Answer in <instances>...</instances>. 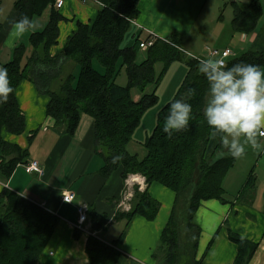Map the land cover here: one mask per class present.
<instances>
[{"label": "trees", "instance_id": "obj_1", "mask_svg": "<svg viewBox=\"0 0 264 264\" xmlns=\"http://www.w3.org/2000/svg\"><path fill=\"white\" fill-rule=\"evenodd\" d=\"M99 1L104 9L96 21L79 24L61 56L53 58L50 54L58 43L59 23L64 20L54 9L45 31L30 38L35 53L28 64L23 68L18 56L3 68L0 76L1 159L11 152L19 153L18 148L3 141L1 136L4 129L13 135L25 132L26 120L16 91L26 78H33L40 91L51 97L48 115L58 129L74 135L83 115L94 119L95 150L104 160L101 169L104 177L109 178L122 169L125 180L131 174H140L146 178L148 187L158 183L175 193L169 223L154 254L157 263L202 264L196 261L194 254L201 236V228L195 223L196 213L203 201L228 202L223 183L240 157L238 149L224 140L235 114V106L230 102L231 83L239 81L248 87L251 85L264 69V48H259L257 43L241 56L229 58L224 69L226 77L187 56L183 49L187 38L174 33L166 40L156 38L147 51V59L139 63L141 40L131 48L122 45L131 29V21L139 16L141 0ZM54 3L55 0H18L15 7L19 22L30 26L34 17L41 16ZM231 7L234 8V31L255 33L264 18L262 0L249 4L232 2ZM1 30L0 24V33ZM68 61L79 65V75L61 80L59 91L54 92L52 84L61 79L63 66ZM176 62H184L188 74L175 98L160 112L156 129L144 143L145 157L139 159L128 147L145 114L158 104L159 97L155 91L135 101L132 91L145 92L150 84L157 89ZM157 63L163 64L159 75L156 74ZM96 64L104 72H100ZM47 68L48 72L43 71ZM122 68L128 76L127 86L118 85L116 81ZM221 154L227 155L219 157ZM22 159L0 165L6 178L13 174ZM160 207L148 190L137 189L131 211L115 217V221H126L119 239L109 245L99 237H90L87 245L90 264H118L123 254L117 247L124 242L133 220L141 216L154 221ZM88 216L94 231L107 230L106 215L90 209ZM58 223L59 218L54 214L5 190L0 198V264H37ZM185 232L188 238L183 242ZM229 238L239 248L235 264H248L258 245L231 229Z\"/></svg>", "mask_w": 264, "mask_h": 264}, {"label": "crops", "instance_id": "obj_2", "mask_svg": "<svg viewBox=\"0 0 264 264\" xmlns=\"http://www.w3.org/2000/svg\"><path fill=\"white\" fill-rule=\"evenodd\" d=\"M17 1L0 0V76L3 68L14 62L18 56L21 57L23 68L28 64L29 58L35 53L30 38L35 33L45 31L54 9L64 20L59 23L58 43L50 50L53 58L61 56L69 39L77 33L79 24L94 23L104 9L99 0H67L62 9L49 6L26 27L18 20L19 12L15 7ZM212 1L141 0L139 16L131 21V29L125 36L122 47L131 48L138 40H147L152 35L166 40L174 33L183 35L187 38L186 44H190L195 40L192 35L201 21L204 23L202 26L209 27L208 20L204 22L203 16L210 12ZM252 1L232 2L249 4ZM262 3L264 7V0ZM223 20L224 16L220 17L218 24L215 22L212 29H203L202 34L213 46H206L202 56L192 55L213 61L210 55L215 49H232L237 57L251 50L257 43L259 48H264L263 26L255 33L247 35L235 32L233 25H225ZM131 30L134 31L133 41L124 45ZM235 41H238V47L233 49L231 44H235ZM183 49L188 52L186 46ZM174 69L177 70L176 82H179L177 89L169 87L168 80L166 82ZM62 70L66 73L64 75L62 71L61 79L53 82L51 90L54 92L59 91L61 80L71 75L78 77L80 72L79 65L72 61L66 62ZM43 71L48 72L49 68ZM187 74L188 68L184 62H176L171 66L161 86L155 89L157 96H160L159 103L149 111L159 109L156 118L150 121L149 128L140 130L148 111L133 140L139 135L140 142L144 141V145L158 125L160 112L175 98ZM231 84L230 102L235 106V114L225 132L224 140L229 146L238 149L240 157L223 183L228 202L216 199L203 201L196 213L195 223L201 228V236L194 254L196 261H201L202 264H235L239 248L229 238L231 229L241 238L258 245L248 264H264V137L261 136V132H264V69L249 87L239 81ZM165 90L169 91V99L163 103L161 94ZM16 97L26 120V130L21 135H13L6 129L3 130L1 139L18 148L20 154L14 151L1 159L0 148V165L3 162L9 164L23 159L9 178L4 176L0 168V198L5 190H10L59 218L57 228L37 264H90L87 253L90 237H99L105 242L102 235L111 233L113 224L118 222L115 221L116 215L131 211L137 189L141 192L148 190L152 198L161 204L160 211L154 221H148L141 216L133 220L124 242L117 247L123 254L118 264H158L154 254L169 223L175 204V193L158 183L148 187L141 182L143 176L140 174H132L125 180L122 169L109 178L104 177L101 174L104 160L95 150L94 119L83 115L74 135L58 129L48 115L51 97L40 91L33 78H26L20 84ZM132 142L128 147L129 151ZM226 155L221 154L219 157ZM136 156L139 157V154ZM31 161L41 164L45 170L44 176L26 172L25 165ZM64 192L75 193L76 201L72 204L64 203ZM131 192L133 196L130 198ZM79 205H87L89 210L94 209L98 214L106 215L107 230L94 231L90 216L80 227ZM119 224L123 226H119V231L112 233L113 242L105 243L111 245L119 239L126 227V221H119Z\"/></svg>", "mask_w": 264, "mask_h": 264}, {"label": "rangeland", "instance_id": "obj_3", "mask_svg": "<svg viewBox=\"0 0 264 264\" xmlns=\"http://www.w3.org/2000/svg\"><path fill=\"white\" fill-rule=\"evenodd\" d=\"M232 1L233 0H213L212 1L211 6H210V10H209L210 12L207 14V16H203V19H205L204 22L206 20H208V23H209V27H207L208 29H212L213 26L215 25V22L218 24L220 22V17H222V16H224V19L225 20H223V22L225 23V25H228V26L232 25V22H233V19H234V9H233V7H231ZM202 24H204V23H202V21H201V23L197 27L196 31L193 32V35L192 36H193V38L195 40H193L190 44L189 43L186 44V47L188 49V52L191 53V54H197L198 56H202V51H203V49L206 46H213L212 42L211 41H208L207 38L204 36V34H202V32H204V30L206 28L205 26H202ZM262 26L264 27V18H263L262 22L260 23V27H262ZM133 32L134 31L131 30L130 34L128 35L127 42L124 43V45L125 44L127 45V43H129L130 41H133V38H132ZM234 43L235 44H231V47L233 49L238 47V41H235ZM240 54H241V52H240ZM141 57H144L143 60H141ZM145 59H147V52L145 50H141V52L139 54V57H138V62L140 63V62L144 61ZM96 67H97V69L100 72H104V69L99 64H96ZM162 69H163V64L162 63H157L156 64V74L159 75L160 74V71ZM63 72H64V75H65L66 72L65 71H63ZM176 73H177V70L174 69V71L172 72V75L169 76L166 79V82L168 80V83L167 84L169 85V87H171V88L174 87V89H177V87L179 85V82H176V80H177ZM164 79L165 78H163V80L161 81V83H160V85L158 87L161 86V84L163 83ZM116 81H117V84L118 85H121V86H127L128 85L129 80H128V76L126 74L125 68H123L121 70V73L117 77ZM155 88L156 87H155L154 84H150L146 88L145 92H142L140 90L134 89L132 91V95H133L134 100L135 101H141V99L145 95H151V94H153L154 91H155ZM161 95H162L161 96L162 97L161 101L163 103L165 101H167V99H169L168 98L169 97V91H166L165 90V91H163V94H161ZM166 104H165V106H166ZM157 110H159V109L152 110L151 112L149 111L148 114H146L145 119L143 121V124H142V127H141L140 130H146L147 128H149L150 121L152 119H155L156 116H157ZM150 129H152V128L150 127ZM138 132H140V131H138ZM143 142H140V136L138 135L137 138H134V140L132 142V146H130L131 147L130 152L133 155L139 154L140 159H143L144 158V150H145V147L143 145ZM135 175H137V174H135ZM130 176H132V174ZM138 180H139V178H138ZM141 182L142 183H146V185H147L146 178L144 176L141 178ZM131 193H133V192H131ZM119 226H123V225H120L119 222H116L115 224H113V227L111 228V231H110L111 233L110 234H103L102 235V237H103V239H104L105 242H107V243L113 242V240H112V233L113 232L116 233L117 231H119L118 230L119 229ZM182 228H183V225H182ZM187 238H188V235L185 232L183 234V242ZM159 242H160V240H159ZM158 245H159V243H158ZM191 245H193V244H191Z\"/></svg>", "mask_w": 264, "mask_h": 264}, {"label": "built area", "instance_id": "obj_4", "mask_svg": "<svg viewBox=\"0 0 264 264\" xmlns=\"http://www.w3.org/2000/svg\"><path fill=\"white\" fill-rule=\"evenodd\" d=\"M66 1L67 0H55L54 8H56L58 10L62 9L65 6ZM82 1L87 2L88 0H82ZM156 38L157 37L152 35L151 38L148 40H145V39L141 40V46H140L141 49L142 50H148L149 48H151L154 45ZM185 53L187 56L194 58V59H197L200 62H203L204 64L210 66L211 68H213L214 70L219 72L221 75L226 76V77L228 75L225 73L224 69L227 67L228 59L231 57H234L236 55L235 52L229 48L224 49V50L215 49L212 51V53L210 55L211 59L213 61H209V60H204L202 58L194 56L188 52H185ZM245 86L248 87L246 84H245ZM261 136L264 137V132H261ZM25 169H26V172L28 174H31V175L32 174H38L40 176L45 175L44 168H42L41 164L37 161H31L30 163L26 164ZM132 196H133V193H130L129 197L131 198ZM75 201H76L75 193L64 192V194H63V202L64 203L72 204ZM88 211H89V208L87 205H79L78 206V217H79V226L80 227H81V225H84L88 221Z\"/></svg>", "mask_w": 264, "mask_h": 264}]
</instances>
